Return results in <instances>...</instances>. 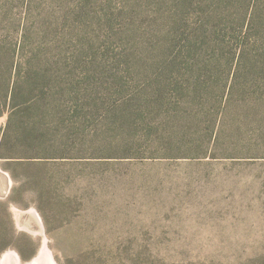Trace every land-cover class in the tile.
Returning <instances> with one entry per match:
<instances>
[{"label": "rangeland", "instance_id": "obj_1", "mask_svg": "<svg viewBox=\"0 0 264 264\" xmlns=\"http://www.w3.org/2000/svg\"><path fill=\"white\" fill-rule=\"evenodd\" d=\"M176 2L95 1L81 120L53 129L50 158L0 159V262L47 244L57 264H264V0L244 27L247 9L209 18L211 68L160 92Z\"/></svg>", "mask_w": 264, "mask_h": 264}, {"label": "trees", "instance_id": "obj_2", "mask_svg": "<svg viewBox=\"0 0 264 264\" xmlns=\"http://www.w3.org/2000/svg\"><path fill=\"white\" fill-rule=\"evenodd\" d=\"M95 1L0 0V117L7 115L0 159L35 162L50 158L56 152L50 141L53 129L65 124L68 114L71 120H81L79 113H72L85 109L87 104L84 90L90 84L80 68V49L97 18L92 9ZM250 1L254 7L259 0ZM206 2L177 0L167 43L170 52L162 62L163 49L157 55L161 63L156 78L160 92L169 86L167 80H173L181 90L200 84L199 74L211 65L198 64V58L202 60L203 49L210 43L208 24L221 8V23L227 28L246 9L242 27L254 16V12L250 18L247 16L252 8V4L247 7V0ZM222 36L227 40V33L217 34ZM235 57L236 53L232 61ZM261 87L264 89V84ZM65 95H71L66 109L61 104ZM21 150L25 153L22 156Z\"/></svg>", "mask_w": 264, "mask_h": 264}, {"label": "bare ground", "instance_id": "obj_3", "mask_svg": "<svg viewBox=\"0 0 264 264\" xmlns=\"http://www.w3.org/2000/svg\"><path fill=\"white\" fill-rule=\"evenodd\" d=\"M42 252L47 253V256L50 257V260L53 259L52 262L50 261L52 264H57V262L55 261L53 255H52V252L48 248L47 244L46 245L44 244V249L41 251V253ZM13 261H14V264H19L18 255L14 252L6 253L3 255V258L1 259L0 264H13ZM38 264H47V263H45L43 260H41Z\"/></svg>", "mask_w": 264, "mask_h": 264}, {"label": "water", "instance_id": "obj_4", "mask_svg": "<svg viewBox=\"0 0 264 264\" xmlns=\"http://www.w3.org/2000/svg\"><path fill=\"white\" fill-rule=\"evenodd\" d=\"M40 260H43L45 263L50 264V263L52 262L53 259L50 260V257L47 256V253L42 252V253H39V255H37L36 260H35V261H32V264H38V262H39ZM50 261H51V262H50ZM51 264H52V263H51Z\"/></svg>", "mask_w": 264, "mask_h": 264}, {"label": "flooded vegetation", "instance_id": "obj_5", "mask_svg": "<svg viewBox=\"0 0 264 264\" xmlns=\"http://www.w3.org/2000/svg\"><path fill=\"white\" fill-rule=\"evenodd\" d=\"M45 245H46V244H45ZM43 249H44V245H43V247H42L41 251H42ZM41 251H40L39 253H41ZM38 255H39V254H38ZM36 258H37V256H36V257L33 259V261H35V260H36ZM40 261H41V260H40ZM40 261H39V262H40ZM39 262H38V263H39ZM31 264H32V263H31Z\"/></svg>", "mask_w": 264, "mask_h": 264}]
</instances>
